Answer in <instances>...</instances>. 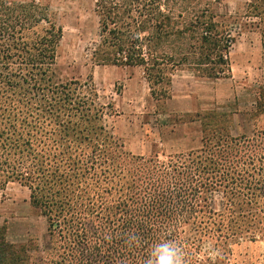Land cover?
I'll return each instance as SVG.
<instances>
[{
	"label": "trees",
	"instance_id": "1",
	"mask_svg": "<svg viewBox=\"0 0 264 264\" xmlns=\"http://www.w3.org/2000/svg\"><path fill=\"white\" fill-rule=\"evenodd\" d=\"M95 11L100 30L92 62L142 68L155 98L170 95L183 65L201 77L228 72L225 55L236 38L218 29L215 14L189 0H96ZM62 36L48 6L0 0V178L31 189L51 239L59 237L53 264H148L162 243L180 250L181 264H217L202 256L201 235L187 238L185 228L199 233V218L217 213L210 194L248 176L255 157L248 162L238 155L251 139L204 142L166 160L126 151L104 125L105 107L85 90L89 84L56 77ZM55 114L66 119L53 138L43 119ZM46 159L55 161L52 170L44 168ZM45 190L51 200L44 199ZM218 235L229 238L228 232ZM24 261L20 249L0 237V264Z\"/></svg>",
	"mask_w": 264,
	"mask_h": 264
},
{
	"label": "rangeland",
	"instance_id": "2",
	"mask_svg": "<svg viewBox=\"0 0 264 264\" xmlns=\"http://www.w3.org/2000/svg\"><path fill=\"white\" fill-rule=\"evenodd\" d=\"M36 1L55 12L63 28V36L56 49V77L63 81L79 80L89 84L85 90L96 94L94 97L97 102L105 107L104 125L126 151L147 158L158 155L162 160L168 159L171 155L189 152H167L159 135L149 143L143 137L150 131L166 132L172 126L197 118L196 115L176 112L167 117L172 113L167 98L155 99L153 95L147 94L148 87L144 85L145 82L144 84L141 82L142 78L139 75L142 68L138 66H131L127 71L130 78H140V82L129 87L127 80L120 77V69L93 64L91 56L99 42L100 30L99 18L95 11L96 0ZM189 2L195 3L201 12L208 10L215 14L218 29L221 31L228 29L231 37L237 39L241 33L248 30V0H189ZM252 11L259 14L264 12L259 5L254 6ZM192 14L185 18L187 22H190ZM207 19L206 16L201 21ZM212 54L213 51L210 50L209 55ZM213 57H216V54ZM182 70L192 71L188 65L181 66L177 72L180 73ZM64 117L59 118L56 115L43 119L45 130L51 136L55 132L53 138L62 134L61 124ZM199 117L204 122V142L207 145H214L226 137L230 141L233 137L245 136L251 139V142L246 144L249 145L246 146L248 149L239 152L238 156L240 159L246 158L244 160L248 162L255 157V161L248 163V176H243L248 181L237 176L236 178L241 181L238 180L237 185L225 188L223 184L210 194L212 207L217 212L213 219L199 218L196 227L199 233L186 226L184 235L187 238L194 237L195 234L201 235L203 243L198 247L202 249V256L211 257L217 264H264V130L235 136L231 130L237 126L238 121L244 123L246 119L240 116L234 121L229 112L217 108L200 113ZM143 152L146 153L141 154ZM260 156L263 158L258 160L256 157ZM53 162L55 161L50 162V159H46L44 168L52 170ZM61 168L64 170L65 164L61 163ZM102 178L103 186L107 187L109 184L103 176ZM3 184L4 179L0 178V237L20 249V254L25 256L22 264H53L56 258L58 259L59 237L54 235L51 239L48 217L40 207L32 204L31 189L18 181ZM44 193L46 194L44 199L51 200L53 197L51 192L45 190ZM227 232L228 239L219 238L218 234ZM217 237L221 241H218Z\"/></svg>",
	"mask_w": 264,
	"mask_h": 264
},
{
	"label": "crops",
	"instance_id": "3",
	"mask_svg": "<svg viewBox=\"0 0 264 264\" xmlns=\"http://www.w3.org/2000/svg\"><path fill=\"white\" fill-rule=\"evenodd\" d=\"M257 5L264 10V0H248V30L238 36L226 53L229 62L226 74L216 78L201 77L193 71L182 70L179 73L176 70L170 95L167 97L172 113L167 117L180 112L183 115H196L197 118L172 126L166 132L150 131L143 137L146 142L149 143L159 135L167 152L201 149L205 137L204 122L199 117L200 113L210 112L215 108L229 112L234 121L240 116L246 119L244 123L238 121L237 126L231 130L235 136L264 130V12L260 14L253 12L252 8ZM101 66L120 69V77L127 80L129 87L140 82V78H130L127 74L131 66L112 64ZM139 75L142 78L141 82L143 84L145 82L144 85L148 87L147 94L152 96L143 70ZM144 153L146 152L141 154Z\"/></svg>",
	"mask_w": 264,
	"mask_h": 264
},
{
	"label": "clouds",
	"instance_id": "4",
	"mask_svg": "<svg viewBox=\"0 0 264 264\" xmlns=\"http://www.w3.org/2000/svg\"><path fill=\"white\" fill-rule=\"evenodd\" d=\"M180 250L171 243H162L154 247L148 264H181Z\"/></svg>",
	"mask_w": 264,
	"mask_h": 264
}]
</instances>
